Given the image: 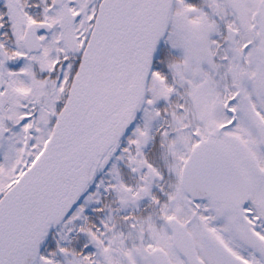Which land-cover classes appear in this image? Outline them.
<instances>
[{"label":"snow or ice","instance_id":"6c2138e0","mask_svg":"<svg viewBox=\"0 0 264 264\" xmlns=\"http://www.w3.org/2000/svg\"><path fill=\"white\" fill-rule=\"evenodd\" d=\"M0 264H264V0H0Z\"/></svg>","mask_w":264,"mask_h":264}]
</instances>
